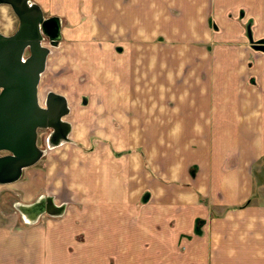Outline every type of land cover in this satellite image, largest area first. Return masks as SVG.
I'll list each match as a JSON object with an SVG mask.
<instances>
[{"label": "crops", "instance_id": "crops-1", "mask_svg": "<svg viewBox=\"0 0 264 264\" xmlns=\"http://www.w3.org/2000/svg\"><path fill=\"white\" fill-rule=\"evenodd\" d=\"M52 1L27 0L58 19L44 71L91 69L90 106L72 130L46 92L67 109L54 147L79 144L0 184L18 195L0 264H264V0ZM70 37L92 42L72 58ZM57 163L76 201L50 216Z\"/></svg>", "mask_w": 264, "mask_h": 264}, {"label": "water", "instance_id": "water-1", "mask_svg": "<svg viewBox=\"0 0 264 264\" xmlns=\"http://www.w3.org/2000/svg\"><path fill=\"white\" fill-rule=\"evenodd\" d=\"M10 7L19 25L11 36L0 33V184L16 181L22 169L33 165L42 152L37 145L38 131L49 129L62 135L67 125L64 100L48 94L42 107L38 84L44 71L48 48L42 33L54 46L59 40L58 19H42L35 5L27 0H0ZM49 213L51 208L47 206Z\"/></svg>", "mask_w": 264, "mask_h": 264}, {"label": "rangeland", "instance_id": "rangeland-1", "mask_svg": "<svg viewBox=\"0 0 264 264\" xmlns=\"http://www.w3.org/2000/svg\"><path fill=\"white\" fill-rule=\"evenodd\" d=\"M57 1L58 0L52 1V5H56L55 7L51 6L52 11H55V12L58 11V9L57 10L55 9L57 7V3H58ZM14 16L15 15L13 14L10 7L6 5H1L0 7V32L1 33L3 34L13 33V31L15 30L17 26V22ZM82 42L83 44H91L90 42H92V40L91 39L85 40L84 38L83 40H81V38H75V37L71 38L70 37L68 38L66 42L62 44V47L67 46L66 50L68 54H71L70 56L74 58L75 53L73 49H75L76 46L81 45ZM44 45L48 48V51H49L48 52L49 56L47 55L48 59L57 58L58 50H59V47H57L58 41L54 46H51L47 41H45ZM53 47H56V48H53ZM87 54H90V52H88ZM69 67L70 68L66 67L65 65L62 67H59L58 65L50 67V66H47L46 64V69L43 72L44 74L42 73V76H40V83L38 85V93H39L38 99L40 100L39 104L42 107H44L45 105L44 100H45V97H46L45 95L47 91H56V92L64 93L66 98H68V105H69V111H70L69 116L66 117V121H68L71 124V129L73 128L72 130H74L76 126V118L73 117L72 114L76 112L80 113V111L86 109V106L87 108L88 106H90L91 95H90L89 90L92 89V86H91V83L89 82L92 80H90L91 75L89 74L91 72L90 71L91 69H84L82 72L81 69H78V68L76 69L73 65ZM63 74L72 75V78L71 79L68 78L67 80H64V79L61 80V77ZM76 74H78L77 77L75 76ZM100 88H101V91H104L105 89L103 85L100 86ZM83 97L85 99L86 105L82 104ZM101 97H105L104 94L101 93V96H99L100 105L98 104L99 105L98 108L101 111H103V108L105 107H101V106L105 105L106 103H104ZM104 117H102V119H105ZM49 133H52V134H50L49 136L48 135ZM51 136H53V132H51V130L49 129H41L38 131L37 145L42 151H45L47 155L45 156L46 158H44V163L40 164V166L44 164V167L43 168L41 167L42 169L40 170L42 172L45 171V169L47 168L46 167L48 165L47 158L49 159L53 158L54 160L58 161V159H60V157L63 158V155H64L61 149L64 148L66 151H73L75 146L79 144L78 138L77 140L73 138L74 137L73 133H71L69 135L71 144H67L66 146H61V147L60 146L54 147L56 145L55 143H53L54 139H52ZM49 148H52V149H49ZM87 151L90 152L91 149ZM59 161L61 162V160ZM66 167L68 168L67 165ZM63 168L64 166L62 164L58 165L57 163L56 166L54 165L53 170H52L53 174L49 177L45 187L42 189V191L46 192L49 195V197L47 198V201H49L50 203L49 202L48 203L52 205L51 208L55 206L56 208L54 207L55 209L54 208L53 209L54 211L57 210L54 212L51 209L52 211H50L49 213L50 216H54L55 213L56 215L61 213L63 210H65L64 208H66L67 210V208H70L71 205H74L76 201V198L74 197V193H72L73 190L68 188V186L70 188L71 186L67 183H60L61 181H59L61 178L59 174L63 172ZM83 184H87V183H83L81 181V185ZM65 189H67V191H71V192L66 193L68 195L67 200H69L68 204H66V207L61 202V195L63 194V192H66ZM0 193H1L0 194V201H1L0 203L1 204L0 205V224L10 225V227L13 229L12 224H16L15 221H16V218L18 217L16 212L14 211V206H16L15 201H18L17 200L18 195L14 194L13 186H7L6 188L2 189ZM47 201H46V205H44L46 208H47Z\"/></svg>", "mask_w": 264, "mask_h": 264}, {"label": "flooded vegetation", "instance_id": "flooded-vegetation-1", "mask_svg": "<svg viewBox=\"0 0 264 264\" xmlns=\"http://www.w3.org/2000/svg\"><path fill=\"white\" fill-rule=\"evenodd\" d=\"M0 5H2V4H0ZM14 14V13H13ZM15 17V16H14ZM15 20H16V22H17V26H16V28H15V30L13 31V33H10V34H3V33H1L2 35H4V36H11V35H13L15 32H16V30H17V28H18V25H19V22H18V19L15 17ZM42 40H43V44L45 43V41H47L48 43L49 42H51L50 41V38L47 36V35H45V34H43L42 33ZM3 155H6V153H4V152H2V153H0V156H3Z\"/></svg>", "mask_w": 264, "mask_h": 264}, {"label": "bare ground", "instance_id": "bare-ground-1", "mask_svg": "<svg viewBox=\"0 0 264 264\" xmlns=\"http://www.w3.org/2000/svg\"><path fill=\"white\" fill-rule=\"evenodd\" d=\"M38 97H39V93H38ZM39 103H40V100H39Z\"/></svg>", "mask_w": 264, "mask_h": 264}]
</instances>
